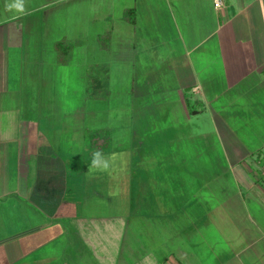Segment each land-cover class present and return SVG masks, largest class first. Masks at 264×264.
<instances>
[{"label": "crops", "instance_id": "obj_1", "mask_svg": "<svg viewBox=\"0 0 264 264\" xmlns=\"http://www.w3.org/2000/svg\"><path fill=\"white\" fill-rule=\"evenodd\" d=\"M75 1L0 0V264H264V0L220 9L214 0H102L104 21L113 25L121 8L118 19L139 39H149L144 18L168 41L167 80L176 83L160 94L186 108L169 126H150L169 130L168 154L136 160L140 172L137 116L130 148L110 154L90 146L84 124L74 130L64 116L43 131L31 116L41 111L34 105L60 100L50 90L58 59L45 57L58 55L67 33L52 16ZM204 110L217 131H245L247 161L233 141L224 148L235 156L207 165L170 155L182 131L205 135L189 125ZM128 153L130 163H113ZM209 164L222 172L203 177ZM193 232L203 238L190 240Z\"/></svg>", "mask_w": 264, "mask_h": 264}, {"label": "rangeland", "instance_id": "obj_2", "mask_svg": "<svg viewBox=\"0 0 264 264\" xmlns=\"http://www.w3.org/2000/svg\"><path fill=\"white\" fill-rule=\"evenodd\" d=\"M54 8L56 9V7ZM103 11L102 0H76L73 4L57 7V11L52 17L67 33L63 34L65 39L62 41L63 47L60 48L58 55L54 57L51 53L45 57V63L51 64L58 59V66H56L59 69L56 72L58 77L57 80L55 79L56 82L51 85L53 89L50 90L60 96V100L55 102L56 104L34 105V109L41 107V111L38 110L35 113L32 111L31 116L37 117L43 131L54 128L49 126L51 120L54 123L67 122L74 130L84 124L89 139L93 138L92 134L95 130L107 128L111 130L108 135L109 144L105 151L101 150V152L110 154L130 148V140L135 130L142 128L137 124L136 116L139 118L138 123L152 120L156 128H163L173 122L176 113L184 112L186 108L183 103L177 105L168 103L171 100V94L168 93L171 91L165 95L160 94V92L168 91L162 88L163 86L172 85L175 81L167 80L168 75L171 76L167 69L168 41L165 38H157L159 34H155L156 26L146 22L144 18L140 19L141 26L145 27V37L149 39H139L143 35L137 36L136 33L128 31L131 26L120 18L118 19L117 16L122 11L121 8L114 9L113 25L102 19ZM93 15L96 16V20H93ZM110 28L113 30L112 39H103L104 33ZM78 37L79 39L76 40ZM105 45L106 47H104ZM28 58L31 61L38 60L37 57ZM92 78L101 81L102 85L98 88L101 96L99 98L88 95V87H90ZM30 106L33 107L30 104H25V108ZM197 108L196 106L191 114H195ZM81 113L88 115L86 120ZM64 116L66 119H59ZM81 116L83 121L79 119ZM192 118L189 125L195 131L203 130L205 133L203 154L200 156L202 158L203 155L204 164L207 165L218 159L223 161V159L235 156L227 152V147L233 148L231 141L241 145L236 147L243 151L241 154L246 161L248 160L244 144H248L249 140L245 131L237 130L235 136H228L220 129L217 131L218 121L214 119L210 111L206 110L200 114L192 115ZM90 133L92 134L90 135ZM102 138L100 136L98 139L100 143L103 141ZM63 140L65 141V138ZM181 143V151L190 148V142H187V139L184 138ZM224 144L227 147L224 148ZM166 148L167 146L157 147L158 158L167 155ZM94 154L99 155L100 152H94ZM123 155L113 157V163L116 161L123 163L124 158L130 163L129 153ZM107 160L109 159H102L105 163ZM129 165L130 171L132 163L131 167ZM210 166L209 164L207 168L202 169L203 177H210L223 170ZM149 170L151 171V169ZM137 171L140 172V169ZM222 174L230 176V174ZM140 209L142 208L140 207ZM143 210L146 211V209ZM147 228L150 229V226ZM147 228L145 227V229ZM199 235H202L201 238H203V233L193 232L190 240H195V237ZM178 240L182 242L181 238Z\"/></svg>", "mask_w": 264, "mask_h": 264}, {"label": "trees", "instance_id": "obj_3", "mask_svg": "<svg viewBox=\"0 0 264 264\" xmlns=\"http://www.w3.org/2000/svg\"><path fill=\"white\" fill-rule=\"evenodd\" d=\"M104 39V38H103ZM102 39V40H103ZM62 47V42H58L57 44V48H61ZM106 47V45H105ZM100 79H96V78H93V80H91V83H90V87H88V95L89 97H93V98H99L101 97L100 96V93L98 92V88L101 87L102 84H100ZM92 90V91H91ZM189 106V104H188ZM152 122V123H151ZM147 124V126H146ZM154 125L153 121H150V120H146L145 121V127L144 129L142 130L143 133H144V137L141 136L139 137V142H141V145L143 146V149L141 148L140 149V145H133V148L136 150V151H133V170L136 172V170H138V165L136 166V160H140L141 157L143 158H148L150 159L151 157V154H152V151L157 150V147L159 146H167V140H168V137L170 138L171 136L167 135L166 134V131L164 132H159L158 134H155L152 132V128L150 127L151 125ZM89 131V130H88ZM169 131V130H168ZM167 131V132H168ZM111 130L107 129V128H99L97 130H95V132L90 133V135L92 134L93 135V138L92 139H89V136H88V141H89V144L90 146L92 147H95L96 149L98 150H104L108 147V144H109V134H110ZM186 132V131H185ZM185 132H181L183 134H185L187 136L188 133H185ZM171 133V132H170ZM178 133V132H176ZM103 137V141L102 143L99 142V137ZM184 137L182 135V138H180L178 140V137H175L176 138V149H173V151H170V155L172 156L173 154H175V160H191V161H197L199 159H202L203 158V155H202V158L200 157L201 154H203V135H190L188 137ZM185 138V140L187 139V142L189 141V145H190V148H188V150H184V151H181L180 150V145L182 144L181 142L183 141V139ZM181 143V144H180ZM160 144V145H159ZM140 149V150H138ZM159 151V150H158ZM167 153V151H166ZM168 154V153H167ZM144 175H151V171L148 169H144Z\"/></svg>", "mask_w": 264, "mask_h": 264}, {"label": "built area", "instance_id": "obj_4", "mask_svg": "<svg viewBox=\"0 0 264 264\" xmlns=\"http://www.w3.org/2000/svg\"><path fill=\"white\" fill-rule=\"evenodd\" d=\"M214 6L216 9H220L224 6V0H214Z\"/></svg>", "mask_w": 264, "mask_h": 264}]
</instances>
